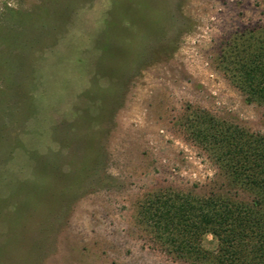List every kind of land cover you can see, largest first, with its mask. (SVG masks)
<instances>
[{
    "label": "rangeland",
    "instance_id": "374dc122",
    "mask_svg": "<svg viewBox=\"0 0 264 264\" xmlns=\"http://www.w3.org/2000/svg\"><path fill=\"white\" fill-rule=\"evenodd\" d=\"M259 27L264 0H0V264H192L142 206L212 191L197 114L264 135L227 58Z\"/></svg>",
    "mask_w": 264,
    "mask_h": 264
},
{
    "label": "trees",
    "instance_id": "16d2710c",
    "mask_svg": "<svg viewBox=\"0 0 264 264\" xmlns=\"http://www.w3.org/2000/svg\"><path fill=\"white\" fill-rule=\"evenodd\" d=\"M227 58L250 102L264 106V28L237 34ZM195 138L219 174L206 196L165 190L142 206L143 221L169 253L192 264H264V135L197 114ZM205 234L216 251L201 246Z\"/></svg>",
    "mask_w": 264,
    "mask_h": 264
}]
</instances>
